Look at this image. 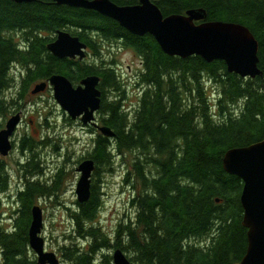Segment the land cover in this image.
<instances>
[{"label":"trees","instance_id":"1","mask_svg":"<svg viewBox=\"0 0 264 264\" xmlns=\"http://www.w3.org/2000/svg\"><path fill=\"white\" fill-rule=\"evenodd\" d=\"M153 1L164 15L203 8L204 20L246 26L258 43L261 74L244 78L229 72L223 60L168 55L151 34L133 35L95 10L53 0H0V117L24 99L32 84L53 74L73 84L97 75L99 120L113 132L94 135L87 153L95 166L90 195L66 207L76 238L83 239L59 248L67 264H112L105 252L110 248L128 252L129 260L139 264H236L247 249L243 183L224 170L223 156L230 148L264 139V0ZM59 29L78 36L93 58L100 57L105 43L117 40L135 53L142 61L136 81L142 89L134 112L124 107L125 87L111 65L99 69L47 50ZM11 65L20 69V84L8 100L1 92L16 81L9 74ZM41 137L21 141V150L30 157L22 162L24 183L5 222L1 195L10 181L0 160V264H38L29 247L31 207L40 197H56L63 186L61 170L50 179L39 178L43 169L37 149L49 141ZM119 158L126 166L123 182L132 192L133 213L110 235L95 220L102 206L97 177L101 170L112 171Z\"/></svg>","mask_w":264,"mask_h":264},{"label":"water","instance_id":"2","mask_svg":"<svg viewBox=\"0 0 264 264\" xmlns=\"http://www.w3.org/2000/svg\"><path fill=\"white\" fill-rule=\"evenodd\" d=\"M17 3L35 0H13ZM59 5L93 9L118 21L119 25L137 35L151 34L168 55L181 58L199 55L206 61L220 59L227 70L240 77L261 74L258 66V43L249 29L239 23L226 21L198 22L206 18L200 8L184 13L164 15L153 0H138L133 5H118L111 0H53ZM56 37L47 44V50L58 58L80 59L85 56L86 44L78 36L66 30H57ZM99 77L89 75L74 86L64 75L53 74L48 83H36L32 94L43 91L47 84L52 87L53 97L66 114L83 124L93 122L100 108L101 91L97 88ZM20 120L19 114L11 116L0 130V154L6 156L12 148L10 136ZM99 127V126H97ZM103 135L112 136L109 127L98 128ZM223 167L242 179L243 192L240 201L244 211L242 225L247 228V249L237 264H264V139L248 146L233 147L223 156ZM94 163L85 159L78 165L80 176L76 183V198L84 202L90 195L91 173ZM42 209L31 207L28 228L29 247L34 251L38 264H59L56 254L45 249L41 236ZM113 264H139L130 262L124 253L115 249Z\"/></svg>","mask_w":264,"mask_h":264},{"label":"rangeland","instance_id":"3","mask_svg":"<svg viewBox=\"0 0 264 264\" xmlns=\"http://www.w3.org/2000/svg\"><path fill=\"white\" fill-rule=\"evenodd\" d=\"M126 48L122 45L116 46L114 44L111 47V55L113 57L116 56L118 59L116 70L125 82L123 104L126 110L130 109L128 113H131L137 105L139 96V91L134 85L135 78L142 66L141 60L135 53L129 49L125 50ZM9 71L10 74H17V69L14 66H11ZM15 91L14 87H9L5 90V96L8 100L15 95ZM207 92L211 97L216 96V93L211 94L212 86L210 84H207ZM8 107L9 111L7 115L0 118V122L9 118L13 111L21 110L25 116L19 128L20 134L30 133L35 140L42 138L41 135L48 136L49 138L46 145L39 146L37 149L40 165L43 169V173L39 176L40 180L50 179L59 170L62 171L63 186L57 192V196L52 199L40 197L37 199L36 204L42 209L43 227L41 229V236H43L45 241V249L56 254L59 264H67L61 256L59 248L65 243L71 241L79 243L83 239L76 238L77 235L73 232V226L66 207L74 205L77 200L75 188L80 176L77 170V161L87 154L92 147L94 134L87 129L83 130L79 128L78 124L74 126L68 125L49 89H45L43 92L32 96L26 94L24 99ZM23 161L21 152L16 150L11 151L6 156V167L10 184L8 190L1 195L3 198L4 222L8 221L9 208L14 206L13 197L22 184L21 174L23 172L19 163ZM125 167L119 158L114 164L112 171L104 172L101 170L97 177L98 187L102 193V206L95 220L110 235L120 220L127 216L129 217L133 213V209L129 204L132 192L123 182ZM10 210L13 211V209ZM115 249L110 248L107 251L105 250V252L112 257ZM123 253L129 257L128 252L123 251ZM97 262L99 263V260Z\"/></svg>","mask_w":264,"mask_h":264},{"label":"flooded vegetation","instance_id":"4","mask_svg":"<svg viewBox=\"0 0 264 264\" xmlns=\"http://www.w3.org/2000/svg\"><path fill=\"white\" fill-rule=\"evenodd\" d=\"M138 1V0H137ZM127 5H131V4H127ZM83 42V41H82ZM120 42L121 41H119V40H117L114 44L116 45V46H120ZM113 43H112V47H113V45H114ZM86 46H87V44H86ZM103 57H105V59H107L108 58V56L106 57V55H103ZM74 59H76V58H74ZM105 59L104 58H89L87 55L83 58V59H81V60H84V62H87L88 64H90V65H93L94 67H97V68H99L100 69V66H102V65H105V63H102V62H105ZM108 60L111 62V63H114L115 62V57H113L112 55L108 58ZM141 63H142V61H141ZM142 66V65H141ZM19 76H20V73H19ZM18 76V77H19ZM50 77V76H49ZM49 77L47 78V79H45V80H42L41 82H43V81H45V82H47L48 83V79H49ZM66 77V76H65ZM67 78V77H66ZM68 79V78H67ZM69 80V79H68ZM70 81V80H69ZM136 81L137 80H135V87L138 89V91H139V95H140V91H141V87L140 86H138L137 84H136ZM71 82V81H70ZM18 83L20 84V79H19V81H18ZM72 83V82H71ZM80 83V81L78 82V83H76V84H79ZM18 84V85H19ZM73 84V83H72ZM76 84H73V85H76ZM98 87V86H97ZM99 88V87H98ZM46 89H49L50 90V88H46ZM17 93V92H16ZM1 94H2V98L4 99V97H5V89H3L2 90V92H1ZM27 94H29V95H33V94H31L30 93V91H28V93ZM36 95V94H35ZM138 98H139V96H138ZM137 102H138V99H137ZM135 108H136V106H135ZM134 108V109H135ZM134 109H133V112H134ZM62 111V113H63V115H64V119H66V121H67V123H68V125H71V126H74L75 124H78V126H79V128H81V129H87L88 131H90L91 133H93L94 135L95 134H97V132H99V130H98V128H97V126H103V123H101L100 122V120H99V112L97 111L96 112V116H95V121L94 122H92V123H87V124H83L82 122H81V119H80V117H77V118H75V119H72V118H70L69 116H67L66 114H65V112L63 111V110H61ZM15 113H18L19 114V116H20V120H19V122H18V124H17V126H16V128H15V130H14V132H13V134H12V136L10 137V140H11V144H12V149H11V151H14V150H16V151H18V152H21V158L25 161L29 156H30V152H28V151H25V150H21V148H20V146H21V141H22V139H23V137L24 136H30V137H32L31 135H30V133H28V134H20V132H19V128L21 127V125H22V123H23V118H24V116H25V114H24V112H22L21 110H19V111H13L12 112V115L13 114H15ZM7 115V113L3 116V117H5ZM11 116V115H10ZM0 118H2V117H0ZM7 120H8V118H6L4 121L2 120L1 122H0V130L1 129H3L4 127H5V124H6V122H7ZM10 151V152H11ZM10 152H9V154H10ZM8 154V155H9ZM85 159H88V157H87V154H85L83 157H81L78 161H77V164H79L81 161H83V160H85ZM0 160H2L3 161V163H5V165H6V156H0ZM23 161V162H24ZM22 164L23 163H19V165L21 166V169L23 170V167H22ZM21 177H22V174H21ZM23 178V177H22ZM21 178V179H22ZM21 183H24V181H22L21 180ZM23 185V184H22Z\"/></svg>","mask_w":264,"mask_h":264},{"label":"bare ground","instance_id":"5","mask_svg":"<svg viewBox=\"0 0 264 264\" xmlns=\"http://www.w3.org/2000/svg\"><path fill=\"white\" fill-rule=\"evenodd\" d=\"M113 2V1H112ZM114 3V2H113ZM137 3H138V1H137ZM137 3H135V4H137ZM116 4V3H115ZM131 5H133V4H131ZM191 9V8H190ZM200 9H202L204 12H205V10L203 9V8H200ZM91 10H93V9H91ZM188 10V9H187ZM96 11V10H95ZM98 12V11H97ZM99 13V12H98ZM206 14V13H205ZM101 15H103V14H101ZM104 16H106V15H104ZM107 17H109V16H107ZM111 18V17H110ZM112 19H114V18H112ZM115 20V19H114ZM117 21V20H116ZM202 21H205V22H209V21H211V20H199V21H195V23H198V22H202ZM118 22V21H117ZM127 30V29H126ZM128 31V30H127ZM129 32V31H128ZM129 33H131V32H129ZM131 34H133V33H131ZM145 34H149V33H145ZM145 34H143V35H145ZM133 35H137V34H133ZM143 35H137V36H143ZM113 43V42H112ZM121 45V44H120ZM216 60H218V59H216ZM220 60V59H219ZM213 61V60H212ZM211 62V61H210ZM141 65H142V63H141ZM213 93V90H212V92H211V94ZM213 95V94H212ZM127 111H130V109H128ZM15 114H18V113H15ZM15 114H13V115H15ZM13 115H11V116H13ZM10 116V117H11ZM9 117V118H10ZM20 117V116H19ZM8 118V119H9ZM13 134V133H12ZM12 136V135H11ZM10 136V137H11ZM11 141V140H10ZM0 156H2L1 154H0ZM224 168V167H223ZM224 170H225V168H224ZM226 171V170H225ZM237 176V175H236ZM240 178V177H239ZM241 179V178H240ZM242 180V179H241ZM243 183V182H242ZM243 192V187H242V190H241V193ZM240 197H241V194H240ZM243 215H244V211H243ZM243 219H244V216L242 217V221H243ZM117 249V248H116ZM120 249V248H119ZM121 250V249H120ZM122 251V250H121ZM123 252V251H122ZM125 255V254H124ZM125 257L128 259V261H130L129 260V258L125 255ZM111 261H112V257H111ZM130 262H132V261H130ZM113 263V262H112Z\"/></svg>","mask_w":264,"mask_h":264}]
</instances>
